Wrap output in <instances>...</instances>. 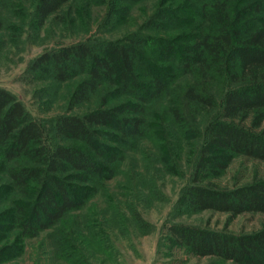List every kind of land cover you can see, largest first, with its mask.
<instances>
[{
  "label": "trees",
  "instance_id": "trees-1",
  "mask_svg": "<svg viewBox=\"0 0 264 264\" xmlns=\"http://www.w3.org/2000/svg\"><path fill=\"white\" fill-rule=\"evenodd\" d=\"M34 1L32 22L38 28L71 2ZM192 1L198 4L196 19L178 20L177 27L185 32L181 35L162 40L135 34L114 41L79 42L33 59L30 69H42L54 82L79 77L69 108L89 101L105 86L96 108L42 121L0 86V195L8 202L0 210V230L6 229L5 239L9 237L0 254L17 256L23 239L38 236L83 205L90 183L120 158L108 142L126 146L144 135L152 100L169 98L165 106L169 124L195 136L190 116L195 110H213L215 98L208 81L214 73L226 78L230 87L206 124L190 181L177 204L194 212L212 210L230 216L264 213V177L231 188L204 182L222 173L237 155L264 161V0ZM4 3L0 0V7ZM182 8L177 7L181 13ZM171 14L159 9L143 30L167 31ZM190 25L192 31L186 34ZM184 37L190 43L184 47L189 53L177 68L189 78L174 84L170 74L154 70L156 63L145 51L154 43L169 50ZM145 70L148 81L142 75ZM115 93L125 99L108 104ZM181 102L193 108L191 115L184 113ZM167 234L173 244L198 256L264 264V226L237 235L172 223Z\"/></svg>",
  "mask_w": 264,
  "mask_h": 264
},
{
  "label": "rangeland",
  "instance_id": "rangeland-1",
  "mask_svg": "<svg viewBox=\"0 0 264 264\" xmlns=\"http://www.w3.org/2000/svg\"><path fill=\"white\" fill-rule=\"evenodd\" d=\"M4 1L0 7V86L12 91L42 121L98 107L106 87H99L89 101L69 108L79 77L54 82L42 69H30L36 56L79 42L114 41L135 34L164 40L185 33L177 27L178 20L193 21L198 11L192 0H71L55 19L38 28L32 22L34 0ZM178 6L186 10L182 8L181 13ZM161 8L172 13L167 31H144L145 22ZM187 30L190 34L192 25ZM189 46L184 37L169 50L154 43L145 53L156 63L154 70H164L172 83L184 84L189 77L177 66L189 53L184 47ZM142 75L146 81L150 79L147 70ZM214 75L208 81L215 98L212 111L191 113L193 108L181 102L184 113L192 114L195 136L169 124L171 117L165 109L169 98L152 100L144 135L126 146L108 142L120 158L90 183L92 189L85 194L83 205L38 236L23 239L17 256L0 254V264H234L216 256L195 255L173 244L167 234L172 223L237 235L264 226L262 212L230 216L212 210L194 212L177 204L190 181L206 124L219 111L221 97L230 87L226 78ZM113 95L108 104L125 99ZM262 177L264 161L237 155L222 173L206 177L204 182L231 188ZM5 199L0 195V210L8 205ZM6 234V229L0 230V246L8 242Z\"/></svg>",
  "mask_w": 264,
  "mask_h": 264
}]
</instances>
